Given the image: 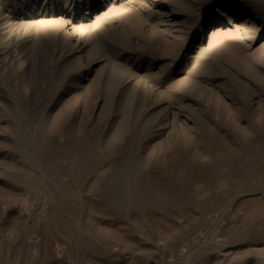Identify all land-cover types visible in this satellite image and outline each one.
<instances>
[{
  "label": "rangeland",
  "instance_id": "obj_1",
  "mask_svg": "<svg viewBox=\"0 0 264 264\" xmlns=\"http://www.w3.org/2000/svg\"><path fill=\"white\" fill-rule=\"evenodd\" d=\"M263 259L264 0H0V264Z\"/></svg>",
  "mask_w": 264,
  "mask_h": 264
},
{
  "label": "bare ground",
  "instance_id": "obj_2",
  "mask_svg": "<svg viewBox=\"0 0 264 264\" xmlns=\"http://www.w3.org/2000/svg\"><path fill=\"white\" fill-rule=\"evenodd\" d=\"M91 5H92V2H89L88 9L91 7ZM221 13H222V15L227 16V18L229 17V14L226 13L225 10H222ZM251 14H252V13H251ZM230 17H231V16H230ZM254 18H255V17H254ZM254 18H253V19H254ZM8 21H9V19H8L6 16H4V17L2 18L1 25H6V24H8ZM247 21H250V19H248V18L246 17V18L242 21V23H245V22H247ZM6 26L8 27V25H6ZM81 27H83V26H81ZM81 27H80V28H81ZM84 27H86V26H84ZM84 27H83V28H84ZM83 28H81V29H83ZM8 30H9V29H8ZM9 31H10V30H9ZM9 31H8V32H9ZM94 46H95V48L98 47V44H97L96 41H95V45H94ZM99 48H101V47H99ZM197 62H198V61H197ZM205 66H206V62H204V60L201 59V60L197 63V65L195 66L194 70H195V72H197V73L200 72L201 70L204 71L203 69L205 68ZM115 71H116V72H115ZM121 71H122V70H121ZM117 72H118L117 68H114V74H117ZM119 72H120V71H119ZM121 76H122V75H121ZM196 76H197V75H195V77H196ZM115 77H116V76H114V79H115ZM189 77H190V76H189ZM189 77H188V78H189ZM188 78H187V79H188ZM190 80L192 81V78H191ZM190 80H188V81L191 82ZM112 81H113V80L110 81V84H112ZM115 82H116V80H115ZM190 84H191V86H189ZM108 85H109V83H108ZM108 85H107L106 87H108ZM189 85H188V86H189V89H190V88L194 85V83H189ZM185 86H186V85H185ZM196 86H197V84H196ZM111 87H112V86H111ZM171 87H172V86H171ZM171 87H169V88H171ZM145 88H146V87H145ZM185 88H186V87H185ZM185 88H183V90H184ZM175 89H177V88L175 87ZM110 90H111V89H110ZM141 90H142V89H141ZM143 90H144V92H145V90H147V89H143ZM169 90H170V89H169ZM191 90L193 91L194 89H191ZM191 90H187V91H191ZM196 90H197V89H196ZM172 91H175V90H172ZM180 91H182V90H180ZM137 92H138V91H137ZM169 92H171V91H169ZM194 92H195V91H194ZM198 92H199V91H198ZM145 93H146V92H145ZM183 93H184V92H183ZM187 93H188V92H187ZM140 94H142V93H140ZM172 94H174L173 96H176V94H175L174 92H173ZM192 94H193V93H192ZM170 95H171V94H170ZM170 95H169V96H170ZM124 96H125V95H124ZM171 96H172V95H171ZM171 96H170V97H171ZM184 96H185V95H182V97H184ZM121 97H122V96H121ZM194 97H195V96H194ZM165 98H166V97H165ZM167 98H168V97H167ZM167 98H166V99H167ZM178 98H179V97H178ZM186 98H187V97H186ZM155 99H156V98H155ZM188 100H189V99H188ZM190 100H195V99L192 98V99H190ZM159 101H160V100H159ZM177 101H179V99H178ZM129 103H130V102H129ZM148 103H149V102H148ZM168 103H169V102H168ZM172 103H176V102L172 101ZM155 104H156V102H155ZM182 104H183L182 101H179V102L177 103V105H178V109H179V110H181V107H183ZM168 105H169V104H168ZM184 105H186V103H185ZM149 106H150V105H149ZM171 106H173V105H171ZM140 108H141V107H140ZM171 108H172V107H171ZM176 108H177V107H176ZM184 111H185V110H184ZM184 111H182V112H184ZM160 113H161V112H160ZM160 113H159V115H160ZM177 113H178V112H177ZM186 114H187V113H186ZM178 115H179V113H178ZM148 118H150V117H148ZM154 118H155V117H154ZM173 118H174V115H173ZM173 118H172V120H173ZM175 119H176V118H175ZM163 120H164V119H163ZM163 120H162V121H163ZM188 120H189V119H188ZM162 121H161V122H162ZM157 124H158V125L160 124L159 121L157 122ZM142 125H144L143 122H142ZM155 125H156V124H155ZM197 125H198V124H197ZM140 127H142V126H140ZM143 127H144V126H143ZM125 128H126V127H125ZM140 129H141V128H140ZM147 129H148V128H147ZM136 132H137V131H136ZM119 133H120V132H119ZM178 133H179V132H178ZM115 134H116V133H115ZM177 135H178V134H177ZM179 135H180V134H179ZM112 138H114V137H112ZM184 139H185V137H184ZM180 140H182V139H180ZM115 141H116V140H115ZM199 141H200V140H199ZM260 141H261V140H260ZM182 142H183V141H182ZM256 142H257V141H256ZM256 142H255V143H256ZM112 147L116 148L115 146H112ZM152 148H153V147H152ZM160 151H161V150H160ZM87 152H88V153H87V156H89V155L92 154V153H89V150H87ZM91 152H92V151H91ZM132 152H133V151H132ZM152 152H153V151H152ZM115 153H117V151H116ZM88 154H89V155H88ZM120 154H122V153H120ZM87 158H88V157H87ZM132 159H133V158H132ZM141 161H142V160H141ZM144 161H145V160H144ZM146 161H148V158H147ZM152 161H154V160H151V162H152ZM141 163L143 164V162H140V164H141ZM146 163H147V162H146ZM154 163H155V165H154ZM156 163H158V162H157V161H156V162H155V161L152 162V166H157ZM130 164H131V163H130ZM147 164H149V163H147ZM145 165H146V164H145ZM141 166H142V165H141ZM141 166H140V167H141ZM143 166H144V164H143ZM143 166H142V168L144 169L145 166H144V167H143ZM160 166H161V165H160ZM136 167H137V166H136ZM140 167H139V168H140ZM114 168H115V167H114ZM145 168H146V167H145ZM154 169H155V168H154ZM154 169H153V170H154ZM157 169H158V168H157ZM87 170H88V169H86V171H87ZM136 170H137V169H136ZM136 170H134V171H136ZM145 170H146V169H145ZM138 171L141 172V168H140V170H138ZM113 173H114V172H113ZM156 173H157V171H156ZM159 173H160V172H159ZM139 174H140V173H139ZM146 174H147V173H146ZM146 174H145L144 176H146ZM149 174H151V173H149ZM141 175H142V173H141ZM154 175H156V174L154 173ZM136 176H137V175H136ZM161 176H162V175H161ZM161 176H160V177L156 176V177L161 178ZM184 176H185V175H184ZM153 177H155V176H153ZM153 177H152V178H153ZM163 177H164V176H163ZM163 177H162V178H163ZM113 178H116V177H113ZM142 178L144 179L143 176H142ZM147 178H148V177H147ZM147 178L145 179L146 181L148 180ZM152 178L149 177V179H152ZM181 178H182V177H181ZM249 178H250V177H249ZM93 179H94V178H93ZM128 179H129V178H128ZM128 179H127V180H128ZM136 179L139 180V178H137V177H136ZM163 179H165V178H163ZM171 179H172V177H171ZM171 179H170V180L167 179V180L171 181ZM138 180H137V181H138ZM145 180H144V181H145ZM153 180H154V178H153ZM165 180H166V179H165ZM173 180H177V179L174 178ZM180 180H181V179H180ZM193 180H195V179H193ZM108 181H109V180H108ZM133 181H136V180L133 179ZM137 181H136V183H138ZM148 181H149L148 184L151 185L150 180H148ZM154 181H155V180H154ZM158 181H159V180H158ZM160 181H162V180H160ZM160 181L158 182L159 184L162 183V182L160 183ZM94 182H95V185H96L97 183H96L95 179H94ZM128 182H129V184H130V181H128ZM175 182H176V181H175ZM177 182H179V180H177ZM132 183H133V182H132ZM132 183H131V184H132ZM168 183H169V182H168ZM112 184H113V183H112ZM133 185H134V184H133ZM133 185H132V186H133ZM136 185H137V184H136ZM138 185H139V183H138ZM144 185H146V184H144ZM144 185H140V190H142V188H143ZM163 185H164V184H163ZM172 185H173V184H172ZM197 185H198V184H197ZM134 186H135V185H134ZM151 186H153V185H151ZM151 186H150V187H151ZM145 187H146V186H145ZM162 187L164 188V186H162ZM214 187H215V186H214ZM131 188H135V187H131ZM153 188L156 189V188H159V187H157V186L154 185ZM92 189H93V188H92ZM129 189H130V188H129ZM129 189H128V190H129ZM136 189H138V186H137ZM126 190H127V189H126ZM132 190H134V189H132ZM162 190H163V189H162ZM135 191H136L137 194H140V193H139V192H140L139 190H138L139 192H137V190H135ZM164 191H165V190H164ZM127 192H129V191H126V194H127ZM155 192H158V191L155 190ZM160 192H161V191H160ZM131 193H133V195H134V192H131ZM131 193H130L129 196H131ZM169 193H170V192H169ZM199 193H200V192H199ZM126 194H125V195H126ZM128 194H129V193H128ZM150 194H151V193H150ZM188 194H190V192H189ZM133 195H132V196H133ZM142 195H145V193L143 192ZM158 195H160V194H158ZM165 195H167V194H165ZM173 195H174V194H173ZM173 195H171V196H173ZM154 196H157V195H154ZM190 196H191V195H190ZM123 197H124V195H123ZM144 197H145V196H142V199H141V200L145 199ZM147 197H149V196H147ZM125 198H127V197H125ZM132 198H133V197H132ZM153 198H154V197H153ZM167 198H168V196H167ZM147 199H148V198H147ZM149 199H150V198H149ZM127 200H128V199H127ZM130 200H132V199H130ZM134 200H135V199H134ZM163 200H164V199H163ZM165 200H166V199H165ZM170 200H171V199H170ZM172 200H173V199H172ZM143 201H144V200H143ZM145 201H147V204L149 205L148 200L145 199ZM152 201H154L155 203H158V202H156L157 200L155 201V200H152V199H151L150 202H152ZM168 201H169V200H168ZM126 202H127V201H126ZM139 202H140V201H139ZM141 202H142V201H141ZM141 202H140V203H141ZM140 203H138V205L141 206L142 204H140ZM155 203L152 202L151 204L154 205ZM193 203H194V202H193ZM131 204H132V203H131ZM147 204H144V206L146 207ZM153 205H151V206H153ZM140 206H139V207H140ZM149 206H150V205H149ZM262 264H264V259H263Z\"/></svg>",
  "mask_w": 264,
  "mask_h": 264
}]
</instances>
